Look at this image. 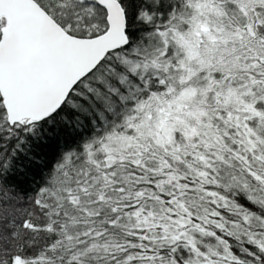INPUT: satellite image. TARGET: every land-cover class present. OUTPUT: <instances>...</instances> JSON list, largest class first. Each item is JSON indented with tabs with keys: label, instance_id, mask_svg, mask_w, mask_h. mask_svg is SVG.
<instances>
[{
	"label": "snow or ice",
	"instance_id": "snow-or-ice-1",
	"mask_svg": "<svg viewBox=\"0 0 264 264\" xmlns=\"http://www.w3.org/2000/svg\"><path fill=\"white\" fill-rule=\"evenodd\" d=\"M0 264H264V0H0Z\"/></svg>",
	"mask_w": 264,
	"mask_h": 264
}]
</instances>
